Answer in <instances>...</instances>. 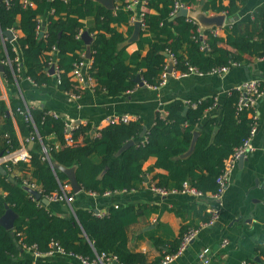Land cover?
<instances>
[{
	"label": "trees",
	"instance_id": "1",
	"mask_svg": "<svg viewBox=\"0 0 264 264\" xmlns=\"http://www.w3.org/2000/svg\"><path fill=\"white\" fill-rule=\"evenodd\" d=\"M29 1L32 5L24 6L21 0H0V31L19 28L22 32V36L0 42L3 75L10 84L22 76L37 86L52 84L55 79L50 74V62L55 59L59 70L57 89L69 95L83 94L88 89L80 88L70 76L74 64L86 58L83 31L92 36L88 74L95 81L93 91L108 97L120 96L137 86L136 75L146 85L158 86L167 65L163 52L172 56L176 74L188 72L189 67L207 74L219 67L229 69L264 56V4L254 11L253 19L226 24L219 35L211 28L200 30L190 15L172 17L174 0H146L136 8L143 12V27L136 40L137 49L129 53L126 44L133 31L134 11L126 6L128 0H116L114 8L97 0ZM181 1L190 7L197 2ZM244 1L206 3L215 13L232 15ZM39 17L43 20V36L36 31ZM122 24L127 27L125 31L118 28ZM53 46L56 51L51 53ZM17 55L21 59L19 72L14 62ZM6 59L12 63H3ZM239 97L240 92L232 88L218 100L215 96L189 102L171 100L163 105L164 114L155 113L142 136L141 118L106 122L94 135H90L89 122L80 123L71 130L69 144L64 138V121L46 107L26 104L18 94H11L8 104L0 100V155L21 145L27 147L33 141L28 162L3 164L5 172H0V216L6 210L5 204L17 214L12 229L0 225V264H80L73 255L93 258L102 252L114 254L123 264H146L143 253L128 247L127 228L140 215L157 211V206L111 205L103 216H97L91 209L71 204L72 211L56 214L41 198L32 199L28 195L23 180L35 183L42 196L50 195L60 191V183L69 184L67 174L56 165L75 166L83 192L101 196L106 192L139 190L145 181L142 165L154 156L155 163L148 170L166 171L151 176L155 186L179 190L187 182L203 195L213 193L217 189L216 177L226 167L234 149L248 137L254 120V108L238 109ZM209 108L217 114L204 118ZM195 131L198 134L193 149L183 155ZM130 139L133 144L116 154ZM69 194L74 193L71 190ZM208 219L209 214L203 222ZM201 223L182 224L178 239L170 242L166 253L177 250L182 236ZM151 239L155 245L164 243L161 237ZM51 242L66 253L35 259L25 249L32 246L44 252L50 249ZM255 251L256 256L248 264L258 261L264 264V242Z\"/></svg>",
	"mask_w": 264,
	"mask_h": 264
},
{
	"label": "crops",
	"instance_id": "2",
	"mask_svg": "<svg viewBox=\"0 0 264 264\" xmlns=\"http://www.w3.org/2000/svg\"><path fill=\"white\" fill-rule=\"evenodd\" d=\"M206 1L197 0L191 6L189 14L194 17L199 14H222L210 10ZM222 2L226 4L227 0ZM262 4L264 0H245L240 3L236 13L225 14L221 26L253 19L254 11ZM196 21L199 24L198 18ZM221 26L217 32L219 35L223 34ZM199 27L200 30L215 28L201 24ZM118 28L125 31L127 27L122 24ZM13 30L15 37L22 36L19 28ZM0 42H4L1 37ZM136 49V41L127 42V52L131 53ZM145 51L146 49L142 53ZM3 70L0 71V100L8 104V97L18 94L26 104L51 110L65 124L73 126L77 120L78 124L89 122L91 130H94L92 135L96 134V130L112 115H134L141 118L143 126L147 128L155 113L161 111L163 105L171 100L189 102L209 96H215L218 100L236 85L253 78L264 85V56L253 57L245 63L233 66L224 74L171 75L161 86L153 88L137 85L117 97L97 94L92 90H86L80 96H72L60 92L55 81L50 85L37 86L23 76L10 84L6 82ZM212 111V108L206 110L204 118L217 114ZM255 117L256 130L250 141L252 150L242 160L235 162L223 194L220 216L213 224L203 227L182 254L168 264H242L243 261L256 256V246L264 242V91L257 99ZM155 159L151 156L142 165L145 172L142 189L122 190L101 196L83 191L73 192L71 203L74 207L100 213L106 212L109 206L118 204L145 203L157 206V211L140 215L127 228L128 247L132 251L143 253L146 264L158 260L168 252L172 245L170 242L178 239L182 224L193 226L203 222L209 214V208L214 205L210 193L196 196L184 192L164 195L152 192L149 188L154 184L151 176L155 172L166 173L161 168L148 170L155 163ZM69 185L72 188L70 181ZM46 205L56 214H65L70 210V206L64 202H48ZM151 236L161 237L164 243L155 245ZM224 240L226 243L222 244Z\"/></svg>",
	"mask_w": 264,
	"mask_h": 264
},
{
	"label": "built area",
	"instance_id": "3",
	"mask_svg": "<svg viewBox=\"0 0 264 264\" xmlns=\"http://www.w3.org/2000/svg\"><path fill=\"white\" fill-rule=\"evenodd\" d=\"M5 2H8V0H5ZM21 2L23 3L24 6L26 5H32V2H30L29 0H21ZM146 0H128L127 3V7L130 10L134 11L132 20L135 21H140L141 23V28L143 27V22H142V11L138 12L136 10L138 4L140 3H145ZM181 8H186L188 10V12L191 10V7L187 4H185L184 2H182L181 0H174V5H173V15ZM224 13V12H223ZM187 16H189V14H187ZM194 18V17H193ZM195 22L196 19H193ZM224 26V25H223ZM222 28V26H221ZM220 29V26H215V28H213V33L217 34L218 30ZM13 34H14V30L12 29ZM36 31L38 33V35L43 36L45 35V30L43 27V20L42 18H37V22H36ZM81 34V33H79ZM0 37L2 39V41H4V39H6V36H4L2 34V32L0 31ZM204 48L205 45L204 43L202 44ZM56 51V47L53 46L51 49V53ZM171 56V55H170ZM172 58V56H171ZM173 60V58H172ZM20 56L17 55L14 58V62L16 65V71L19 72L20 71ZM3 63L5 64H11V60L6 59ZM174 63V60H173ZM90 65V59L85 58L83 61L75 63L71 72H70V76L71 79L74 80L75 82H77L80 86V88L82 89H88V90H93L94 86H95V81L93 79V77L91 75L88 74V68ZM53 66V71L50 73L54 79L55 82L58 83L59 82V70L58 67L56 65V61L55 59H52L50 62V67ZM228 70L227 67H219L216 69H213L210 73L213 74H224L226 71ZM188 73H197L195 71V69L193 67H189L188 68V72H183L180 74H176L174 72V70L172 71L171 75H186ZM200 74V73H198ZM169 77V73L167 72V65H166V69L162 72L160 78L161 81L159 83L158 86H161L163 84L166 83L167 79ZM144 85H146V83H144ZM149 86V85H147ZM152 87V86H149ZM157 87V86H156ZM153 87V88H156ZM235 89H237L240 92V97L239 100L237 102V106L238 109L241 110L244 107H252L255 110V105L257 102V99L259 98V96L261 95V93L264 91V85L261 84V82L256 79H249L246 81L241 82L240 84L236 85L234 87ZM75 96V95H72ZM49 113H51L52 115H54L55 117H58L57 114H55L54 112H52L51 110H48ZM161 113L164 114V111L161 110ZM29 116V115H28ZM136 117L134 115H130V114H117V115H112L111 117L108 118L107 122H111V121H124L127 122L131 119H135ZM66 125V133H65V142L66 144L71 143L72 141V136H71V130L74 128V126H71L70 131L67 130L68 124ZM256 130V117H255V111H254V120L251 123V127H250V132L248 137L245 139V141L239 145L238 147H236L234 149V153L233 156L230 158V160L228 161L226 167L222 170V172L216 177V183H217V189L215 192L210 193L211 197L214 199V205H212L209 208V219L203 223H201L199 225V227L196 228H192L190 229L188 232H186L183 236L182 239L180 241V244L177 248V250H175L172 253H165L162 257H160V259L157 262H152L150 264H168L170 262H172L174 259H176L178 256H180L182 254V252L185 250V248L192 242V240H194V238L196 237V235L198 234V232L205 226L207 225H211L213 224L218 217L220 216V212L222 210L223 207V194L225 192V189L228 185L229 182V178H230V174L232 172V169L234 168L235 162L238 160V158L240 156H245L247 155L252 149L251 147V138L254 135V132ZM44 152L46 151L45 148L43 147ZM30 158V154L28 152V149L25 145H21L19 148L12 150L4 155H0V166H3V164H7V163H16L18 161H25L28 162ZM22 185L24 186V188L26 189V192L28 193V195L32 198V199H36L35 196L32 194V190H36L39 191L41 193V190L39 189V187L25 179L23 180ZM150 190L156 194L159 195H164L167 193H173V192H184V193H190L196 196H203V194L196 190L194 187H191L187 182H183L182 184V188L179 190L176 189H172V190H168L165 189L163 187H158L155 186L154 184H151L149 186ZM72 188L70 187V185L68 184V182H64V183H60V191L57 192H53L50 195H41L42 197H45L46 199H48L49 202H64L65 204L70 206V210L72 211L73 209L71 208V203L74 197V194H69V191H71ZM111 192H106L104 193V195L109 194ZM40 200V199H37ZM95 215L97 216H103L104 212L100 213V212H93ZM226 243V240H224L222 242V244ZM25 249L31 254V256L35 259L37 258H43V257H51L53 256L55 253H59V254H65V250L58 245L55 242H51V247L49 250L47 251H39L37 249H33L32 246H27L25 247ZM69 255H73L71 253H67ZM75 257H77V259L79 260L80 264H123L121 262L118 261L117 257L114 254L111 253H107V252H102L99 254H96L93 258H88V257H82L79 255H73ZM259 262V261H258ZM258 262H254L253 264H259ZM242 264H248L247 261H243Z\"/></svg>",
	"mask_w": 264,
	"mask_h": 264
},
{
	"label": "water",
	"instance_id": "4",
	"mask_svg": "<svg viewBox=\"0 0 264 264\" xmlns=\"http://www.w3.org/2000/svg\"><path fill=\"white\" fill-rule=\"evenodd\" d=\"M99 2H101L103 5H105L108 8H114V0H97ZM187 14H189L188 10L186 8H181L179 9L174 15L173 17L177 16V15H182V16H186ZM190 15V14H189ZM192 17H194L193 15H190ZM224 16L225 14H217V15H211V16H205V15H201L199 14L198 16L194 17L195 19L198 18L199 24L203 25V26H221L224 20ZM203 17V18H202ZM140 30H141V23L140 21H135L133 24V31L131 33V35L129 36V38L127 39V42H132V41H136L139 37L140 34ZM2 34L4 36H6L7 39L9 40H13L15 38V35L13 34L12 29H6L2 31ZM82 38L85 41L86 44V48H85V56L87 59H89L91 57V40H92V36L87 32V31H83L81 34ZM165 54V56H167V72L169 73V76H171V73L173 71V60L170 56V54L168 52H163ZM4 68V65L0 62V71H2ZM50 71H53V66H51ZM135 81L138 83L139 86H144V82L141 80V78L136 75L135 76ZM77 122H79V120H77ZM75 122L72 125H77L78 123ZM71 125H68L67 130L70 131ZM94 130H91V135L93 134ZM146 132V126L142 127V130L140 131L139 135L142 136L144 133ZM198 134L197 131L194 132V136L191 140L190 146L188 148V150L183 154V155H187L191 152V150L193 149L194 143H195V137ZM133 140L130 139L128 141H126L124 144H122L116 154H119L121 151H123L124 149H126L128 146L133 144ZM33 145V141L31 140L28 145H27V149L29 150L31 148V146ZM244 156H240L238 159L242 160ZM57 168H60L61 170H63L69 178L70 184L72 186V190L73 192L77 193L79 191H81V187L77 182L76 179V175H75V166L72 167H63L61 165H56ZM0 172L4 173V169L2 166H0ZM32 194L35 196L36 199H40L44 202V203H48V199H46L45 197L41 196V193L39 191L36 190H32L31 191ZM6 210L5 212L2 214V216H0V225L5 227L6 229H12L13 225H14V221L17 217V214L10 208L7 207V205L5 204Z\"/></svg>",
	"mask_w": 264,
	"mask_h": 264
},
{
	"label": "rangeland",
	"instance_id": "5",
	"mask_svg": "<svg viewBox=\"0 0 264 264\" xmlns=\"http://www.w3.org/2000/svg\"><path fill=\"white\" fill-rule=\"evenodd\" d=\"M93 91V90H92Z\"/></svg>",
	"mask_w": 264,
	"mask_h": 264
}]
</instances>
